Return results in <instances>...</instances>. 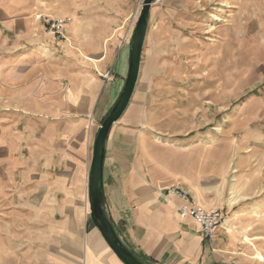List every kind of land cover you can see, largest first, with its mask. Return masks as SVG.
<instances>
[{
	"label": "rangeland",
	"instance_id": "1",
	"mask_svg": "<svg viewBox=\"0 0 264 264\" xmlns=\"http://www.w3.org/2000/svg\"><path fill=\"white\" fill-rule=\"evenodd\" d=\"M141 3L0 0V264H42L34 258L46 245L34 221L43 189L34 183L41 170L32 141L52 122L33 111L49 102L48 73L73 64L70 26L83 21L82 38L97 47L90 20L135 13L133 26ZM49 19H63L60 32ZM146 36L134 95L147 112L148 155L157 167L210 178L223 195L214 190L234 247L225 263L264 264V196L251 158L261 149L245 146L263 130L264 0H157Z\"/></svg>",
	"mask_w": 264,
	"mask_h": 264
},
{
	"label": "crops",
	"instance_id": "2",
	"mask_svg": "<svg viewBox=\"0 0 264 264\" xmlns=\"http://www.w3.org/2000/svg\"><path fill=\"white\" fill-rule=\"evenodd\" d=\"M104 12L90 20L97 47L90 48L82 38L89 33L83 21L72 23L71 35L74 31L77 37L69 42L73 64L48 73L49 102L33 111L52 122L47 134L32 141L34 154L39 153L34 163L41 170L34 183L43 189L34 205L40 213L34 221L42 228L40 243L46 245L42 251L36 249L34 258L42 264H124L91 220L88 202L94 139L123 88L135 17V13ZM146 40L147 36L139 78ZM105 73H109L107 79ZM136 88L105 142L102 180L108 215L124 242L149 264H231L225 260L234 247L223 228L212 237H204L189 215L177 211L180 199L160 196V189L182 184L206 208H222L224 204L213 195L210 178L200 173L188 178L157 167L159 161L147 153V112L134 95ZM263 114L258 111L256 116ZM258 126L263 129L260 138L247 140L245 146L261 149L251 158H257V179L261 182L257 190L264 196V121H258Z\"/></svg>",
	"mask_w": 264,
	"mask_h": 264
},
{
	"label": "water",
	"instance_id": "3",
	"mask_svg": "<svg viewBox=\"0 0 264 264\" xmlns=\"http://www.w3.org/2000/svg\"><path fill=\"white\" fill-rule=\"evenodd\" d=\"M157 0H142L129 43L128 72L121 93L104 117L93 143V156L88 178L90 218L115 255L124 264H149L124 242L119 230L108 215L103 191L102 170L104 149L111 126L126 110L136 88L141 65V55L149 25V12Z\"/></svg>",
	"mask_w": 264,
	"mask_h": 264
},
{
	"label": "built area",
	"instance_id": "4",
	"mask_svg": "<svg viewBox=\"0 0 264 264\" xmlns=\"http://www.w3.org/2000/svg\"><path fill=\"white\" fill-rule=\"evenodd\" d=\"M63 19H49L47 26L60 32ZM109 73L104 74V78H108ZM160 196L165 197L172 195L180 199L181 203L177 206L180 214L189 215L198 225L200 232L204 237H212L225 221V212L222 208H206L196 201L191 192L183 185H170L160 189Z\"/></svg>",
	"mask_w": 264,
	"mask_h": 264
},
{
	"label": "bare ground",
	"instance_id": "5",
	"mask_svg": "<svg viewBox=\"0 0 264 264\" xmlns=\"http://www.w3.org/2000/svg\"><path fill=\"white\" fill-rule=\"evenodd\" d=\"M225 221H226V220H225ZM225 221H224L222 227H223L224 229H227V230H228V229H229V220L226 221V222H225ZM253 257H254V256H253ZM256 258H258V259H263L262 256H256Z\"/></svg>",
	"mask_w": 264,
	"mask_h": 264
}]
</instances>
